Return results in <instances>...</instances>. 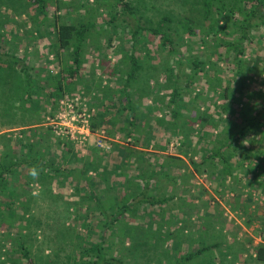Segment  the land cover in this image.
I'll return each instance as SVG.
<instances>
[{
    "label": "rangeland",
    "instance_id": "374dc122",
    "mask_svg": "<svg viewBox=\"0 0 264 264\" xmlns=\"http://www.w3.org/2000/svg\"><path fill=\"white\" fill-rule=\"evenodd\" d=\"M129 1L140 9L144 25L169 11L183 10L182 13L192 17L199 16V8L193 0ZM108 2L112 0H45L44 15L31 0L29 3L0 0V48L10 49L20 56L31 65L33 73L39 71L35 78L39 82L45 72L58 73L59 66L64 64L55 57L51 44L55 20L75 22L86 9H92V19L97 21L87 39L79 76L72 78L56 100L46 99L44 91H40L38 108L21 98V106L26 105V108L17 109L19 101L1 94L7 84H0V153L6 149L13 150L12 154L16 149L34 150L32 146L17 145L26 138L27 131L23 128H35L34 132L41 133L44 139H39L37 146L45 147L42 150L49 160L72 171L70 176L58 175L43 184L37 180L25 184L26 171L23 170L9 177L6 188L0 190V260L8 264L7 256L11 255L19 264H28L13 245L16 238L22 239L33 264H48L50 260L66 264V255L75 245L112 236L118 247H132L134 242L142 240L139 250L133 251L140 264H154L158 257L164 261L171 251H189L209 242L214 244L212 250L199 253L200 258L194 264H263L251 256L255 244H264V190L259 189L257 180L250 183L249 170H233L222 179H214L206 170H192L187 158L196 159L200 154V148H195L199 141L197 130L188 131L185 137L180 130L182 141L168 130L170 115L164 93L169 88H164L160 63H173V55L166 54L158 36L145 31L137 41L140 48L136 52L139 63L144 65L137 75L141 78L133 84L137 89L131 93V98L135 100V120L144 124V128L148 123L149 131L135 129L131 135L124 134L123 126L129 113L121 107L124 98L118 91V82L125 66L122 56L130 44L129 31L128 27L115 25L113 28L107 23V15L111 13ZM207 21L205 18L204 23ZM202 36H205L203 30L196 28L194 33L183 35L175 45L180 52H186L189 46L190 52L211 62V65L206 63L207 74L198 72L196 77H190L191 83L182 89L178 101L185 115L198 103L206 115L216 117L219 108L215 104L220 102L216 89L219 90L226 79L232 78L234 83V63L229 50L212 40L202 42ZM249 36L243 44V55L252 71L257 73L252 78L246 76V85L237 90L240 98L234 89L240 87L239 80L244 75L238 76L231 88L233 104L229 114H234L238 122L241 121L235 112L238 108L253 111L256 105L264 103V25L253 29ZM211 44L221 52L220 58L210 53ZM58 55L62 56L63 52ZM152 65L158 69L155 71ZM183 66L184 69L179 70L181 82L188 68ZM196 91L200 94L197 101L191 99ZM31 97L36 98L35 92ZM91 123L96 124L93 129ZM190 123L188 121L185 126ZM211 124L204 126V130L215 132L219 125ZM144 134H147L146 139ZM132 136H137V141H131ZM258 136L261 137L260 132L252 137L249 151H244L245 156H251L243 162L255 165L256 170L264 162V136L262 144L257 143ZM243 144L247 145L246 140ZM254 150H259L260 154L252 155ZM166 154H174L187 163L182 165L175 159L177 166L173 169L152 176L158 181L154 188L158 197L171 193L167 203L138 205V213L122 214V222L114 223V229L100 228L104 215L94 207L91 208L93 212L83 218V207L93 206L99 199L104 205L106 196L115 198L120 193L118 199H124L121 184L127 177L132 181L140 180L137 176L143 169L139 171L137 165L149 162L155 166ZM162 166L165 168L164 164ZM11 199L13 202L7 208L5 202ZM82 222H87L88 227ZM130 227L132 236L125 237L122 245L121 240L128 233L125 230ZM161 248L165 253L158 255Z\"/></svg>",
    "mask_w": 264,
    "mask_h": 264
},
{
    "label": "trees",
    "instance_id": "16d2710c",
    "mask_svg": "<svg viewBox=\"0 0 264 264\" xmlns=\"http://www.w3.org/2000/svg\"><path fill=\"white\" fill-rule=\"evenodd\" d=\"M26 1L27 3L30 2V0ZM31 1L45 15V0ZM193 4L199 8L198 17H192L191 15L182 13L183 10L176 12L169 11L168 13L165 12L158 15L153 22H148L147 25H144L141 23L143 14L140 9L134 6L129 0H112V2H108V10L111 13L107 15V23L112 25L113 28L115 25H120L125 28L128 27L127 29L129 31L130 44L122 56L125 66L119 73L118 82L120 85L118 91L122 95L121 98H124L121 107L127 109L129 113L128 117L125 118L126 122L123 126L125 130L124 134L131 135V131L135 129L149 131L147 127L148 123L145 124L144 128V124H140V122L135 120L137 118L134 109L135 100L131 98V93L134 94L137 89L134 86L135 82L141 78L137 75H139L144 65V63H139L136 52L140 48L137 41L142 34L141 32L145 31L158 36L160 44L166 50V54L173 55L171 57L173 63H160L164 75V88H169V91L164 93L167 96L166 108L170 115L168 130L171 133H175L180 141H182L181 136L178 134L180 130H182L180 133L184 137L188 135V131L197 130L199 141L196 143L195 148H200V154L196 159L192 156H188L187 158L192 170L197 172L206 170L209 174H213L214 179H222L224 175H229L233 170H249L251 172L249 178L251 179L250 183L256 182L257 180L259 189L264 190V162L259 170L255 169V165L252 166L250 163H243L245 162L244 158L251 156H245L244 151L246 149L249 151L251 146L248 145L249 143L252 144V137L257 132H260L261 135V137H257V143L262 144L261 140L264 136V103L256 105L253 111H250L248 108H238L235 112L240 117V122L235 119L236 116L234 114H229L233 104L231 88L234 87L238 76L244 75L239 80L240 87L234 89L235 94L237 93V98H240L237 90L243 89L242 86L246 85V76L248 75L252 78L257 73L252 71L250 64L246 63V58L243 55V44L249 40V34L253 29L264 25V0H193ZM81 15L75 22L55 20L53 23L54 40L51 42L54 48L53 52L55 57H59L62 64H64L59 66L58 73L52 74L45 72L42 82L35 79L39 75V71L33 73L32 68H30L31 65L24 62L20 56L9 51L10 49L0 48V84H7L6 90H2L1 94H6L12 100H18L19 102L16 105L17 109L24 110L26 108V105L21 106V98H25L26 104L30 105L33 103V106L38 108L37 97L41 95L39 94L40 91H44L43 93L46 99L53 97L56 100L65 88L68 87L67 84L71 83L72 78L77 75L79 76V66L85 59L84 54L85 46L88 43L87 39L97 25V21L92 19V9H86ZM205 18L208 20L206 23H204ZM201 25H203V28H200L202 27ZM196 28L203 30L205 36L201 37L202 42L205 43L206 41L212 40L220 44L223 49L231 52L230 54L234 63V83L233 79L229 78L226 79L225 84L219 90L216 89L218 92L217 96L220 97V102L215 104L219 108L216 117L209 114L206 115L205 111L199 109L198 103H195L193 105L194 109L185 115L181 110V103L178 101L183 94L182 89L191 83L190 77H196L198 72H201L203 75L207 74L206 68L208 64L211 65L210 61L208 62L206 59L201 58L198 53L190 52L189 46L186 52H180L175 46L183 35L186 34L188 36L194 33ZM214 46L216 45L211 44L210 53L216 54V58H220L221 52L219 54L216 49L217 46ZM142 48L144 47L142 46ZM59 52H63V55L59 56ZM183 64L188 68L186 70L187 72H185L186 76H184L181 82L179 80V70L184 69ZM151 68L155 71L158 69L154 65ZM34 92L36 98L31 97ZM199 95L198 91L193 92L191 99L197 101L199 100ZM157 121L160 122V118ZM188 121L192 123L186 127L185 124ZM207 124H211L212 126L219 125V127L215 132H211L204 130V126ZM95 125V123H91V128L93 129ZM34 130L35 128H27V130L23 128V131H27L26 138L23 143H18L17 145V147L24 145H28V147L32 146L34 150L29 151L28 148L26 152H22L16 149V153L12 154L10 151L13 150L6 149L0 153V190L6 188L9 177L15 176L17 172L19 173V170L26 171L24 178L25 184L29 181L36 180L40 184H43L55 176L64 175L63 177H66L72 174L70 168L62 167L58 163L49 160V157L42 150L45 147L40 148L36 143L39 139L44 140L41 138L43 135L41 133L37 135ZM138 135H141V133L139 132ZM144 138H147V134H144ZM130 139L131 141L134 139L135 142L137 141V136H132ZM243 140H246L247 145L243 144ZM186 143L189 142L187 141ZM256 154L259 155L260 151L256 150L255 152L254 150L252 155ZM233 156L236 158H233ZM262 158L264 159V153ZM138 159L140 158L138 157ZM175 159L180 160L182 165H187L180 157L174 154H166L165 157L157 160L155 166L149 162L145 165L138 164L139 171L143 169L139 175L137 174V178L140 180L138 181L136 179L132 181L133 179L127 177L122 182L123 185L121 184V189L125 191L122 194L124 199L121 201L118 199L120 193L115 198L106 196L104 200L106 205L99 199L93 206L87 205L83 207V218L87 214H91L93 212L91 208L94 207L99 214L104 215L100 228L103 230L104 228L107 229L108 226L111 229L114 223L120 224L122 222V214L125 212L138 213V205L147 204L151 206L167 203L169 198L172 197L171 193L163 197H158L154 193V188L157 187L158 181L152 179V176L160 171L166 172L168 169H173V167L177 166L174 161ZM162 164H164L165 168H163ZM155 167L157 168L155 169ZM33 171L35 175L31 174ZM12 202L13 199L6 201L5 206L8 208ZM82 225L88 227L87 222H82ZM128 230H125L128 233L124 236V240H121L122 245H124L125 237L129 239L132 236L130 234L132 228L130 227ZM164 235L166 237V233ZM101 237L91 243L87 242L81 243L79 246L75 245L72 252L70 251L66 255V264L141 263L134 257L133 251L135 249L136 251L139 250V244L142 240H139L138 243L134 242L132 247H118L114 245L115 242L112 236H107L106 240L103 236ZM13 245H15L14 247L21 258L28 264H33L29 250L23 245L22 239L16 238ZM213 245V242H209L202 243L198 248L189 251L182 250L176 253L171 251L172 254L170 257L166 259L165 256L164 261L158 257L154 264H194L200 258L199 253L203 250L210 251ZM252 249L253 256L251 257L255 261L264 264V244L257 243ZM160 253L164 254L165 249L161 248L157 254L159 255ZM7 257L9 260L8 264H19L15 260V257L11 255ZM54 263L61 264L51 260L48 262V264ZM0 264H4V260H0ZM209 264H213V262Z\"/></svg>",
    "mask_w": 264,
    "mask_h": 264
},
{
    "label": "clouds",
    "instance_id": "9594fccd",
    "mask_svg": "<svg viewBox=\"0 0 264 264\" xmlns=\"http://www.w3.org/2000/svg\"><path fill=\"white\" fill-rule=\"evenodd\" d=\"M31 174L35 175V172L33 171Z\"/></svg>",
    "mask_w": 264,
    "mask_h": 264
}]
</instances>
